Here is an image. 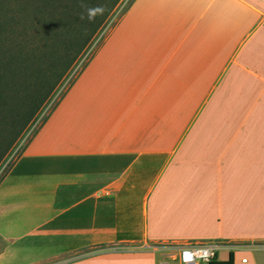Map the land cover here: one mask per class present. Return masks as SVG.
<instances>
[{
    "label": "crops",
    "instance_id": "obj_1",
    "mask_svg": "<svg viewBox=\"0 0 264 264\" xmlns=\"http://www.w3.org/2000/svg\"><path fill=\"white\" fill-rule=\"evenodd\" d=\"M114 25L0 179V264H264V0Z\"/></svg>",
    "mask_w": 264,
    "mask_h": 264
},
{
    "label": "trees",
    "instance_id": "obj_2",
    "mask_svg": "<svg viewBox=\"0 0 264 264\" xmlns=\"http://www.w3.org/2000/svg\"><path fill=\"white\" fill-rule=\"evenodd\" d=\"M119 1L0 0V164L34 124ZM96 6H103V14L89 21L87 9ZM208 264H233V256Z\"/></svg>",
    "mask_w": 264,
    "mask_h": 264
},
{
    "label": "rangeland",
    "instance_id": "obj_3",
    "mask_svg": "<svg viewBox=\"0 0 264 264\" xmlns=\"http://www.w3.org/2000/svg\"><path fill=\"white\" fill-rule=\"evenodd\" d=\"M131 0H120L119 3L114 8L112 15L106 22L105 26L100 30L98 35L90 44L89 48L86 50L85 54L80 58V60L76 63V65L71 70L70 74L63 81V83L58 87L57 91L54 93L50 101L46 104L43 110L38 115L34 124L28 129V131L24 134V136L18 141V143L13 147L10 153L6 156V158L0 164V179L3 175L12 167L15 163L16 159L19 157L20 152L24 145L29 141V139L34 135V131L41 124V122L47 117V115L52 111V109L56 106L59 100L63 97L66 90L72 84L74 79L81 73V71L86 67L88 62L92 57L96 54V50L100 48V46L105 42L106 38L110 35V30L120 15L126 10L127 6ZM2 245L0 244V249Z\"/></svg>",
    "mask_w": 264,
    "mask_h": 264
},
{
    "label": "built area",
    "instance_id": "obj_4",
    "mask_svg": "<svg viewBox=\"0 0 264 264\" xmlns=\"http://www.w3.org/2000/svg\"><path fill=\"white\" fill-rule=\"evenodd\" d=\"M219 243L196 242L177 247V260L181 264H208L215 260ZM245 262V259H242Z\"/></svg>",
    "mask_w": 264,
    "mask_h": 264
},
{
    "label": "clouds",
    "instance_id": "obj_5",
    "mask_svg": "<svg viewBox=\"0 0 264 264\" xmlns=\"http://www.w3.org/2000/svg\"><path fill=\"white\" fill-rule=\"evenodd\" d=\"M103 11V6H96L94 8L87 9V19L92 21L97 15H102ZM81 18L83 19L84 17L82 16Z\"/></svg>",
    "mask_w": 264,
    "mask_h": 264
}]
</instances>
